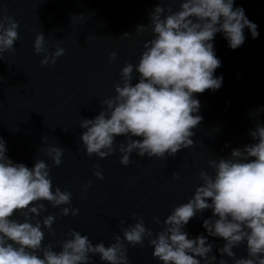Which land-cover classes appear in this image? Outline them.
Returning <instances> with one entry per match:
<instances>
[{
    "label": "water",
    "instance_id": "95a60500",
    "mask_svg": "<svg viewBox=\"0 0 264 264\" xmlns=\"http://www.w3.org/2000/svg\"><path fill=\"white\" fill-rule=\"evenodd\" d=\"M168 3L173 10L178 6V0H0V16H11L19 25L14 50L0 57V138L6 142V155L28 167L36 159L44 160L54 188L68 190L72 207L78 209L75 216H65L60 214L61 206L44 201L45 211L37 219L48 214L56 219L55 234L45 230L43 244L51 243L58 250V241L74 229L94 244L102 241L107 246L116 235L122 236V227L135 222L133 214L155 234L162 224L153 217L163 221L174 206L186 202L200 183V169L211 172L207 161L253 142L249 131L264 122V111L256 113L264 108V0H234V7H242L257 25L259 35L253 39L245 28V41L235 50L222 34L215 35L214 50L221 65L214 74L222 76L223 83L218 90L195 94L202 121L191 137L194 144L163 159L133 152L127 166L120 163L118 151L105 158L86 155L80 120L93 118L100 102L115 95L120 68L135 64L143 42L152 38L150 30L138 33L136 26L147 25L154 7ZM125 32L130 35L121 36ZM38 33L44 35L49 52L64 48L54 64L42 65L43 53L34 52ZM110 52L117 54L111 63ZM122 140L117 137V146ZM49 145L63 149L59 166L45 152ZM96 164L103 179L93 175ZM211 215L205 210L193 217L185 231L191 238L206 235L202 221ZM13 218L23 219L18 213ZM208 239L218 261L222 257L217 247L224 241ZM124 244L130 264H162L152 256L146 239L143 245ZM233 251L236 258L246 256L244 244ZM223 258L233 264L226 255ZM92 264L104 262L93 256Z\"/></svg>",
    "mask_w": 264,
    "mask_h": 264
},
{
    "label": "clouds",
    "instance_id": "9594fccd",
    "mask_svg": "<svg viewBox=\"0 0 264 264\" xmlns=\"http://www.w3.org/2000/svg\"><path fill=\"white\" fill-rule=\"evenodd\" d=\"M149 16L147 25L136 26L138 33L152 34L143 42L137 62L120 68L115 95L100 102L98 114L79 122L80 141L88 156L105 158L118 151L120 163L127 166L133 152L163 159L192 146L194 129L202 121L195 94L218 90L223 83V77L214 74L221 65L214 50L215 35L222 34L233 50L243 45L245 28L253 39L259 35L257 25L242 7H234V0H178L175 10L172 3L158 4ZM18 26L13 17L0 16V57L14 50ZM33 50L43 53L42 65L54 64L65 51L57 46L49 52L42 33L35 36ZM116 55L109 53L110 63ZM260 111L264 108L256 113ZM249 135L253 142L207 161L211 172L200 169V183L186 202L174 206L163 221L153 217L162 224L155 234L133 214L135 222L122 227V236L116 235L107 246L69 229L58 241V250L42 243L45 230L55 234L56 217H37L45 211L44 201L61 206V215L75 216L78 209L71 205V193L54 188L44 160L36 159L32 167L14 162L0 138V264H92L93 256L104 264H130L124 242L136 246L145 239L162 264H227L225 255L233 264H264V122H257ZM117 137H123L118 146ZM45 152L54 165L61 164L62 148L49 145ZM94 168L93 175L103 179L100 165ZM205 210L212 213L202 221L206 235L191 238L185 226ZM16 213L23 219L13 218ZM208 237L224 241L217 247L222 257L218 261ZM241 244L246 256L236 258L233 249Z\"/></svg>",
    "mask_w": 264,
    "mask_h": 264
}]
</instances>
